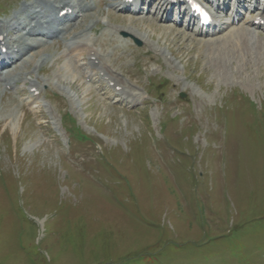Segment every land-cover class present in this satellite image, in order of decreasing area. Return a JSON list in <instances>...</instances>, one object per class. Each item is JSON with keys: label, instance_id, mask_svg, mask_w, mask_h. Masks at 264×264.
Returning a JSON list of instances; mask_svg holds the SVG:
<instances>
[{"label": "rangeland", "instance_id": "rangeland-1", "mask_svg": "<svg viewBox=\"0 0 264 264\" xmlns=\"http://www.w3.org/2000/svg\"><path fill=\"white\" fill-rule=\"evenodd\" d=\"M14 3L0 0V14ZM99 10L102 20L171 50L180 71L148 47L126 53L118 65L133 75L130 83L161 100L127 110L93 84L85 91L78 76L66 83L80 98L76 107L51 80L58 116L71 113L91 138L72 145L86 158L79 170L66 162L40 106L22 104L21 83L19 99L0 88V264H264V48ZM64 60L47 63L43 76L52 79Z\"/></svg>", "mask_w": 264, "mask_h": 264}, {"label": "bare ground", "instance_id": "bare-ground-1", "mask_svg": "<svg viewBox=\"0 0 264 264\" xmlns=\"http://www.w3.org/2000/svg\"><path fill=\"white\" fill-rule=\"evenodd\" d=\"M114 0H106L107 3L111 4ZM90 6V2L89 0H79L78 2V7L80 9H86ZM165 10H166V7H165ZM33 19H35V17H33ZM248 21V17L245 19L244 22H247ZM36 22H39V20H36ZM126 22L128 24H131V18H127L126 19ZM43 24L45 25H48L47 21H43ZM121 28L122 30H124L125 32H127L129 35L133 36V37H138L140 38V35L136 32H133L132 31V26L130 27L129 26H125V25H121ZM166 28H169V27H166ZM166 28H164V30L166 31ZM8 29V27L6 26H3L0 25V34H4V32ZM67 29V26H64V28L58 30L55 34V37L60 35V34H63L64 32ZM171 29V28H170ZM120 30V29H119ZM244 30L246 29H243L242 30V33L244 32ZM30 32H32L30 35H33V33L36 31V27L33 26L32 28L29 29ZM85 32V27H78V29L73 33V35L66 40V49L65 51L67 50L68 53L70 54L71 58H73V60L76 62L77 66L80 67V57L82 56L83 53H87L88 55L90 56H94L95 58L97 59H101L99 53L97 51H95L86 41L85 39L83 38V33ZM202 33V32H201ZM144 34H147L146 32H144ZM244 37L249 39L252 35L251 33H248L247 32H244L243 33ZM150 36V35H149ZM258 36V35H257ZM253 37V36H252ZM35 40V39H34ZM260 39H254V44L255 45H259L260 44ZM216 41V40H215ZM6 44L12 49V53H14V50H13V46L16 45V46H24V47H18L19 50L17 49L16 52L17 53H20V54H13V56L9 59V63H14L15 65L18 64V66H15L14 69L16 70H10L8 72H6L5 74H2L0 73V80L3 81V77L4 76H18L20 75L18 71L19 67H24L25 64L29 63L32 59V57H34L36 51L34 50L35 48L39 47V44H36V45H33L32 44H27L22 38H20L19 36L14 38V39H11V40H7L6 41ZM242 45V44H241ZM250 45V44H249ZM210 46V45H209ZM247 45H245L246 47ZM225 47V46H224ZM26 51L24 52H21L23 51L24 49H26ZM254 49V48H253ZM257 49V48H256ZM255 49V50H256ZM259 50L263 49V46H259L258 47ZM209 50V49H208ZM256 52V51H255ZM213 53V52H212ZM211 57V56H210ZM223 59V57H222ZM230 59L231 58H227V63L229 64L230 62ZM51 60H53V57L51 58ZM224 60V59H223ZM223 62V61H222ZM250 62V61H249ZM237 63V62H236ZM32 64H34V67L38 66L37 63L33 62ZM227 64V65H228ZM226 65V64H225ZM6 67V65L4 66ZM3 67V68H4ZM71 68V66L68 64L67 61H64L58 68L57 70L55 71L58 75V79H56L57 81H59V83H63L64 85H66V83H68L70 81V83L72 82V80L78 76V74L75 72V70H73L71 68V72L74 75H72V73L70 71H66L68 68ZM25 70H28L27 68L26 69H22V71H25ZM7 74V75H6ZM85 74H87L85 72ZM106 74L109 76L110 79H113V77L111 76V73L109 71H106ZM9 76V77H10ZM20 79H23L22 76H18ZM228 78V77H227ZM230 79V78H229ZM6 83H8L9 81L6 79L5 80ZM122 83V82H121ZM69 84V83H68ZM88 89V86L85 87V91ZM130 93V92H129ZM131 96V94H130ZM11 115V113H9V116Z\"/></svg>", "mask_w": 264, "mask_h": 264}]
</instances>
